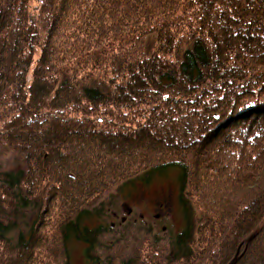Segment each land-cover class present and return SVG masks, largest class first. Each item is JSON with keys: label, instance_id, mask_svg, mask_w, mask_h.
Returning <instances> with one entry per match:
<instances>
[{"label": "trees", "instance_id": "obj_1", "mask_svg": "<svg viewBox=\"0 0 264 264\" xmlns=\"http://www.w3.org/2000/svg\"><path fill=\"white\" fill-rule=\"evenodd\" d=\"M166 167L177 233L81 225ZM72 238L89 264H264V0H0V264Z\"/></svg>", "mask_w": 264, "mask_h": 264}, {"label": "rangeland", "instance_id": "obj_2", "mask_svg": "<svg viewBox=\"0 0 264 264\" xmlns=\"http://www.w3.org/2000/svg\"><path fill=\"white\" fill-rule=\"evenodd\" d=\"M178 175L177 167L145 171L141 178L122 186L118 196L114 197L117 201L116 208L112 211L105 208L108 212L102 219H97L94 215L88 216L81 221V225L91 229L102 223H117L123 218L135 216L152 221L158 229L170 226L174 234L177 233L183 226L178 203ZM84 248V244L75 242L73 238L69 240V264H89L83 254Z\"/></svg>", "mask_w": 264, "mask_h": 264}]
</instances>
